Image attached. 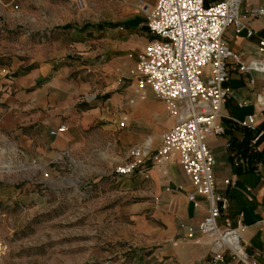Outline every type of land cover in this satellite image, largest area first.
I'll return each mask as SVG.
<instances>
[{
    "label": "crops",
    "instance_id": "crops-1",
    "mask_svg": "<svg viewBox=\"0 0 264 264\" xmlns=\"http://www.w3.org/2000/svg\"><path fill=\"white\" fill-rule=\"evenodd\" d=\"M144 3L154 5L156 0H124L123 23L105 27L107 34L114 33L108 43L112 53L101 54L93 64L33 68L15 79L14 92L0 80V163L17 156L42 166L79 161L94 133L96 147L100 135L115 149L150 141L149 154L137 170L144 180L141 221L153 264H240L230 253L223 261H213V240L198 230L208 212L206 197L196 192L178 152L157 156L163 133L175 123L167 102L149 86L135 94L132 87L143 88L116 81L129 76L153 38L139 8ZM262 7L264 0H243L239 12L246 28L239 33L234 26L225 30L226 43L243 64H264V14L254 13ZM139 19L144 21L136 24ZM240 62L227 59V95L218 119L224 132L208 137L207 146L215 159L216 192L228 202L218 224L239 226L251 262L264 264V69L242 70ZM94 89L101 92V102L90 98ZM249 115L255 116L256 130L244 126ZM60 126L66 130L57 131Z\"/></svg>",
    "mask_w": 264,
    "mask_h": 264
},
{
    "label": "rangeland",
    "instance_id": "rangeland-1",
    "mask_svg": "<svg viewBox=\"0 0 264 264\" xmlns=\"http://www.w3.org/2000/svg\"><path fill=\"white\" fill-rule=\"evenodd\" d=\"M123 2L0 0V80L14 92L15 79L33 68L91 65L112 53L113 31L95 26L123 23ZM135 69L116 81L137 87ZM89 95L102 101L95 89ZM99 139L96 147L92 135L79 161L0 163V264H153L141 221L144 180L137 168L117 172L133 162L134 147Z\"/></svg>",
    "mask_w": 264,
    "mask_h": 264
},
{
    "label": "built area",
    "instance_id": "built-area-1",
    "mask_svg": "<svg viewBox=\"0 0 264 264\" xmlns=\"http://www.w3.org/2000/svg\"><path fill=\"white\" fill-rule=\"evenodd\" d=\"M242 2L220 0L207 5L205 0H156L154 5L142 4L139 8L145 15L144 24L153 38L139 55L134 73L138 86H149L165 100L175 119L162 135L157 156L178 152L179 163L191 177L196 192L206 197L208 212L198 230L213 240V261H223L230 253L240 264H253L241 242L240 227L230 221L224 226L218 224L228 202L216 192L215 159L207 146L208 137L224 132L218 119L227 95V59L233 57L240 62L224 33L229 26L238 33L246 28L239 12ZM254 13L264 14V7ZM248 34L252 32L249 30ZM261 50L264 52V40ZM240 63L242 70L261 66L258 62ZM244 126L256 130L255 116L249 115ZM65 130V126H60L57 131ZM149 151L150 141L134 147L130 152L133 162L119 167L117 172H135ZM190 198L194 200L195 195Z\"/></svg>",
    "mask_w": 264,
    "mask_h": 264
},
{
    "label": "trees",
    "instance_id": "trees-1",
    "mask_svg": "<svg viewBox=\"0 0 264 264\" xmlns=\"http://www.w3.org/2000/svg\"><path fill=\"white\" fill-rule=\"evenodd\" d=\"M108 26H111L112 27V26H118V25L117 24H107V25H105V24H98L95 27H97V28H105V27H108ZM65 27L66 28H72L73 25H67ZM257 156L261 158L263 156V153L262 152H259V153H257Z\"/></svg>",
    "mask_w": 264,
    "mask_h": 264
},
{
    "label": "bare ground",
    "instance_id": "bare-ground-1",
    "mask_svg": "<svg viewBox=\"0 0 264 264\" xmlns=\"http://www.w3.org/2000/svg\"><path fill=\"white\" fill-rule=\"evenodd\" d=\"M261 69H264V64L262 66H260Z\"/></svg>",
    "mask_w": 264,
    "mask_h": 264
}]
</instances>
